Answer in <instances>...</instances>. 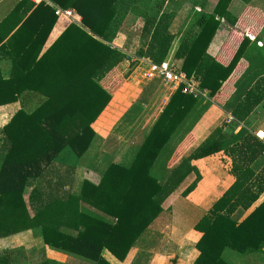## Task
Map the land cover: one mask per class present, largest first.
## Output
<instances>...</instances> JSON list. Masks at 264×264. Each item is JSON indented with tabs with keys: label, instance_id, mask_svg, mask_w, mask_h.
<instances>
[{
	"label": "trees",
	"instance_id": "16d2710c",
	"mask_svg": "<svg viewBox=\"0 0 264 264\" xmlns=\"http://www.w3.org/2000/svg\"><path fill=\"white\" fill-rule=\"evenodd\" d=\"M49 1L62 9H74L83 28L69 25L44 50L57 16L45 2L35 7L30 0H22L11 13L20 15L19 23L4 34L6 23L0 25V52L13 63L8 81L0 72V107L22 97L26 103L33 99L37 103L27 111L23 100L22 108L0 129V238L31 231L43 241L42 248L31 252L24 248L1 251L0 264H63L50 259L47 248L85 264H109L104 251L125 261L137 240L162 214L164 203L191 175L195 180L183 197L196 189L201 174L193 162L222 152L232 160L235 182L195 226L202 234L195 264H228L223 256L226 250L243 255L263 252L264 201L245 217L264 194V142L251 131L241 129L228 135L217 128L172 167L164 181L153 175L160 153L196 104L194 97L181 90L129 164L111 162L98 184L83 180L74 189L77 163L95 140L93 124L110 104L112 92L126 79L116 69L129 58L128 53L111 45L124 22L121 14L132 11L144 17L145 42L135 54L156 67L163 65L174 39L169 33L173 16L149 17V7L141 0ZM229 21L236 23L235 19ZM197 24L199 35L184 42L176 58L183 60L182 70L188 77L195 75L214 96L231 75L240 52L229 66L218 64L206 51L219 21L202 15ZM28 32L24 49L13 52L17 40ZM259 86L232 110L237 121H245L253 112ZM66 149L76 157L69 160L74 164L58 160Z\"/></svg>",
	"mask_w": 264,
	"mask_h": 264
},
{
	"label": "crops",
	"instance_id": "0c3cea01",
	"mask_svg": "<svg viewBox=\"0 0 264 264\" xmlns=\"http://www.w3.org/2000/svg\"><path fill=\"white\" fill-rule=\"evenodd\" d=\"M21 1L0 0V25L3 22L4 24L6 23L2 28V34L16 23H19L20 15L11 13ZM30 1L35 7L45 2L55 10V15L57 16V21L44 50L48 49L69 25L74 24L83 28L82 18L74 9H62L49 0ZM141 1L148 5L149 17L158 19L162 14L173 16L169 33L174 36V39L169 53L160 67L161 70H182L183 60L177 59L176 53L184 42H191L199 35L201 29L198 27L197 21L202 15L214 16L219 21V26L206 51L211 58L218 64L227 67L240 52L231 75L226 81L222 82L221 89L214 96L211 95L207 88L201 86L199 79L195 75L191 76L196 79L200 88L206 92V96L196 98L189 95L194 97L196 104L189 113L190 117L184 121V127L178 132L170 154H167L165 159L166 164L164 168H161V173H159L160 170L157 167H154L153 175L157 178L162 175L159 179L164 181L168 177L170 169L176 166L183 158L188 157L217 128H222L228 135H236L241 129H246L264 142V0H224L219 13L216 10L219 9L221 0ZM130 2L132 3L133 1L130 0ZM64 11H71L72 16H67ZM225 14H228V17ZM28 15L24 17V20ZM120 18L124 19V22L111 45L128 53L129 58L123 61L116 69L119 75L126 77V79L123 87L112 95L110 104L93 124V129L95 130V124L102 116L107 112L114 111L117 114L114 122H104L105 126L110 124L114 125L116 129L118 128L119 132H129L131 133L129 137H132V139L131 142L127 140L128 144L117 150L114 155L117 157L116 159L115 157L114 159L108 158L107 166L111 162L129 164L136 150L142 144L146 135L151 132L174 94L178 90L183 93V87L166 83L163 77L158 75L157 70L159 69L149 59L136 56L135 53L142 48L145 42L143 36L144 17L141 14L129 11L127 14L122 13ZM229 19H235L236 23L233 24ZM129 24L132 25L131 29H127ZM19 27L20 25L12 31L4 43ZM30 33H24L17 40L13 47V52L24 49L26 34L30 35ZM0 72L2 78L7 81L13 76L12 60L3 52H0ZM112 84L113 81L110 82V85ZM258 84L260 86L256 90L255 97L258 103L253 107V112L245 121H237L232 116V110L243 102L247 93ZM102 85L106 87L107 81H104ZM25 99L26 97H22L17 103L0 107V129L8 124L14 114L22 108L23 100L25 110L32 111L36 107L28 110L27 108L32 102L36 103V100L33 99L32 102L26 103ZM120 137L114 139L115 142L121 140ZM137 140L138 143L135 144ZM128 149L129 151L133 149L129 154V159L126 161L120 160L118 155L127 152ZM193 165L199 170L201 181L191 194L183 197V203H186L194 212L192 221L189 223L185 222L182 215L175 217V210L170 208L169 202L172 197L183 193L194 181L195 175L189 176L175 194L164 203L162 214L137 240L125 261L121 262L109 252H103V258L109 264L196 263L200 255L196 245L202 234L195 230V226L234 184L235 177L232 174V160L223 152L194 161ZM94 170V168L91 170L86 169L85 177L82 181L88 180L98 184L102 173L97 176ZM77 173L76 167L74 174L75 185ZM263 201L264 194L245 214V217ZM42 243L40 237H36L31 231H25L0 238V252L21 248L25 250L40 249L43 246ZM47 256L63 264L67 262L66 258H68L67 255L49 250V248H47ZM223 256L228 264H264V251L243 255L226 250Z\"/></svg>",
	"mask_w": 264,
	"mask_h": 264
},
{
	"label": "rangeland",
	"instance_id": "374dc122",
	"mask_svg": "<svg viewBox=\"0 0 264 264\" xmlns=\"http://www.w3.org/2000/svg\"><path fill=\"white\" fill-rule=\"evenodd\" d=\"M131 28H132V25L129 24L127 29H131ZM124 83H125V81L122 83V85L115 92H112L113 93L112 95L117 93L119 91V89L121 87H123ZM146 100H148V99H146ZM36 104L37 103L32 102V104L27 109L28 110L32 109L33 107L36 106ZM116 116H117V114L114 113V111L107 112L95 124V130H96L95 140H94L92 146L90 147L89 151L81 159H79L77 166H76L78 173L76 174L75 190H78L82 179L85 177V170L86 169L91 170L92 168H94L95 169L94 172L96 173V175L100 176L103 169H105V167L107 166L106 162H107L108 158L114 159V157H115L114 155L116 154L117 150L120 149V147H122L123 145L128 144L126 142L127 140L129 142H131L132 137H129L131 133L125 132V131L119 132L118 128L116 129L114 127V125L108 124L105 126L104 122H107V121L114 122V118ZM189 117H190V114L187 116L185 121ZM184 123L185 122H183L180 125V127L178 128V130L174 134L173 138L170 140V142L167 144V146L160 153V155L157 159V162L155 163V167H157V169L160 170L159 173H161V168H164V165L166 164L165 159L167 158V154H170L171 147L177 139L176 136L178 135V132L180 131V129L182 127H184L183 126ZM119 137L121 138V140H118L117 142H115L114 139H117ZM137 143H138V140L135 144H137ZM131 151H133V149ZM131 151H129V149H128L127 152H123L120 155H118V158H120V160H123V161L128 160L129 154ZM71 158H76V157L74 156V154L71 152L70 149H66L60 155L58 160L59 159L60 160L65 159L66 164L70 165V164H74V163H71L69 161ZM116 158L117 157H115V159ZM123 164H127V163L123 162ZM161 176L162 175H160L159 178ZM182 203H183V195L177 194L176 196L172 197V199L169 202V205H170V208L172 210H175V213H174L175 217H180L178 215H182L183 220L185 222L189 223L192 221V217L194 215V212L191 210V208L186 203H183V204ZM170 212H171V210H170ZM42 245H43V243H42ZM37 249H39V248H35V249L27 250V251L31 252L32 250H37ZM66 260H67V262L65 264H85L81 260H79L75 257H71V256H68V258H66Z\"/></svg>",
	"mask_w": 264,
	"mask_h": 264
},
{
	"label": "built area",
	"instance_id": "2783aa9c",
	"mask_svg": "<svg viewBox=\"0 0 264 264\" xmlns=\"http://www.w3.org/2000/svg\"><path fill=\"white\" fill-rule=\"evenodd\" d=\"M64 14L67 16H72L71 11H64ZM156 67V66H155ZM158 75L163 77V80L166 83L173 84L177 87H183V93L192 95L196 98L205 97L206 92L203 91L198 82L193 77H188V75L179 69H169L161 70L160 67H157Z\"/></svg>",
	"mask_w": 264,
	"mask_h": 264
}]
</instances>
